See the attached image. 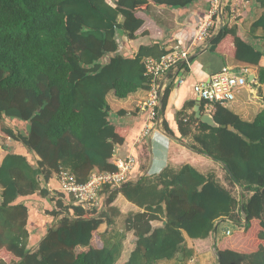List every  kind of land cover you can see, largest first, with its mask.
Returning a JSON list of instances; mask_svg holds the SVG:
<instances>
[{
	"label": "trees",
	"instance_id": "16d2710c",
	"mask_svg": "<svg viewBox=\"0 0 264 264\" xmlns=\"http://www.w3.org/2000/svg\"><path fill=\"white\" fill-rule=\"evenodd\" d=\"M201 1L0 0V264H118L128 233L134 248L122 264H157L173 259L187 239L208 241L227 221L241 231L216 241L217 264H264V110L244 122L214 104L218 128L187 110L177 114L175 132L162 122L167 136L215 162L207 174L185 164L141 176L147 163L140 160L149 159L144 142L127 180L102 187V207L85 209L56 186L62 172L84 184L93 171H118L115 154L131 131L113 123L106 97L149 90L144 60L170 52L156 41L134 54L123 39L162 34L151 6L188 11ZM230 1L209 50L256 67L264 85V0H244L233 25ZM255 11L250 31L263 36L252 40L239 35L238 23ZM169 95L167 87L159 118ZM118 195L139 211L120 218L113 206ZM115 222H122V233L110 236Z\"/></svg>",
	"mask_w": 264,
	"mask_h": 264
},
{
	"label": "crops",
	"instance_id": "0c3cea01",
	"mask_svg": "<svg viewBox=\"0 0 264 264\" xmlns=\"http://www.w3.org/2000/svg\"><path fill=\"white\" fill-rule=\"evenodd\" d=\"M204 1L207 2V0H202L201 3L196 4L188 11L168 10L151 6L149 14L161 26L163 31L162 34L159 36L138 38L135 41L129 42L125 38L123 39V48L129 49V51L134 54L137 52L140 45H150L156 41L164 43L166 51L171 52L178 47L182 50H188L189 53L188 59L190 68L181 74L184 78L182 85L178 86L175 84L176 71L174 70L168 73V75H164L157 79L158 86L162 91L167 87L170 88V95L164 113L159 118L160 122L157 124L151 123L149 125L150 129L148 134H143V130L147 119V112L144 106L149 100V90H138L136 93L124 99L117 98L114 92L111 91L106 97L113 123L121 126H128L131 131L128 141L116 151L115 157L117 159H123L130 154L137 155L138 157L142 156L141 149L144 147V142L147 143L149 159L146 161L143 156L142 158L140 157V163L142 165L147 163V169L140 173L141 176L146 174L156 175L166 167L178 169L185 164L193 166L202 174H207L210 170L216 168V164L210 167L209 163L207 164L202 158H198L199 160H196L197 158L195 159V162L199 163L197 164L198 166L195 164L192 165L190 160L193 159L189 157L191 150L184 146L186 144L182 143V141L186 140L183 139L179 141L167 136L162 128V122L165 120L169 127L173 131H176L177 114L184 110H187V115H190L192 112L194 113L193 109L198 101L193 91L194 85L207 83L210 76L219 72L224 66L246 68L247 85L237 92L232 102L222 105V107L238 116L244 122H252L255 117L264 110V85L259 83L257 68L237 63L227 53L216 54L209 50L210 39L223 27L225 24L224 18L221 24L215 26L205 43L195 44L193 46L192 42L197 28V22L201 20L200 18L207 11V3ZM228 2L229 0H222L223 7ZM246 4L247 3H243V7H247ZM259 13V11H255L253 14H250V18L238 23L240 36H249L248 38L252 40L253 37L260 38L263 36L261 30H257L255 33H251L250 31V25L257 18ZM238 15L239 12L237 16ZM237 16H235V20L229 19V25L237 24ZM146 28L152 31V26L150 24H147ZM260 65L264 66V58L261 60ZM191 103L193 104L192 108L188 109ZM204 109L205 112L201 111L202 113H211L214 107L209 108L204 106ZM4 145L9 148H14L15 146L12 141H7ZM3 155V150L0 147V161ZM195 155L198 157L200 154L195 153ZM95 172L97 171H93L92 173ZM56 186H59V183H57ZM129 205L133 208L131 207V209H128ZM35 206L40 207L41 205L35 203ZM113 206L119 210L120 218H124L125 215L139 211L138 208L128 203L121 195L117 196ZM221 224L222 223L218 225L216 232L211 234L208 241H191L187 239L182 249H180L173 259L161 261L157 264H190L193 260L199 261V264H217V256L212 253V250L217 241V231ZM117 227L118 230H116ZM122 227L123 226L119 227L117 222H115L113 230L109 233L110 236L122 233ZM224 230L221 232L220 236H222ZM126 236L127 242L129 240L130 242L127 246L125 245L127 242H123L118 264L124 263L134 248L132 234L128 233ZM125 252L126 254L124 255ZM213 256L215 257L214 262L212 260Z\"/></svg>",
	"mask_w": 264,
	"mask_h": 264
},
{
	"label": "built area",
	"instance_id": "2783aa9c",
	"mask_svg": "<svg viewBox=\"0 0 264 264\" xmlns=\"http://www.w3.org/2000/svg\"><path fill=\"white\" fill-rule=\"evenodd\" d=\"M238 1L239 0L230 1V19L232 20H235V16L239 11ZM241 1L244 3V0ZM220 2L221 0H209V7L205 13V17L197 25L192 42L193 46L195 44L198 45L205 43L215 26L223 22L220 19L223 4L220 7ZM188 54V50H182L177 47L173 51L162 56L159 60H144L145 74L150 77V81L149 100L144 106V109L147 112V119L143 134H148L150 129L149 125L151 123L157 124L160 122L158 109L160 108L163 91L158 86L157 79L164 75H168V73L174 70L176 71L175 84L178 86L182 85L184 78L181 74L190 68ZM180 63L184 64V67L178 66ZM246 76V68L224 66L219 72L211 75L207 83L195 84L193 91L198 101L204 102L206 107L213 108L214 104L222 106L232 102L235 99L237 92L247 85ZM135 166V156L132 154L127 155L124 159H117L116 167L118 171L116 173H92L88 181L84 184H77L70 173L62 172L57 178L59 190L71 195L76 203L85 209L102 207L103 202L100 198L102 187L105 185L113 188L119 187L127 180ZM226 223L233 224L230 221H227ZM223 233L229 236L231 231L229 228H225Z\"/></svg>",
	"mask_w": 264,
	"mask_h": 264
},
{
	"label": "rangeland",
	"instance_id": "374dc122",
	"mask_svg": "<svg viewBox=\"0 0 264 264\" xmlns=\"http://www.w3.org/2000/svg\"><path fill=\"white\" fill-rule=\"evenodd\" d=\"M238 3V9H239V15L237 16V14H238V12H237V14H236V16H237V18L240 16V14H241V10L244 8V7H242L243 6V3H242V1L240 0V1H238L237 2ZM236 8V7H235ZM186 142V141H185ZM185 142L183 141L182 143H184L185 144ZM173 150V149H172ZM141 151H142V149H141ZM144 152H145V150H144ZM191 153H190V158H192L193 160H190L192 163V165L193 164H195V165H197V164H199V163H197V162H195V159L196 160H199L198 158H202V160H204V161H206L207 162V164L209 163V166L211 167L213 164H215V162L214 161H212L211 159H209L208 157H205V156H203V155H199L198 157L195 155V153L194 152H192V151H190ZM143 158H146V156H143ZM198 166V165H197ZM209 166H207V167H209ZM205 170H207V169H205ZM239 190V189H238ZM234 193H235V195L236 196H238V191L236 190V191H234ZM131 205H129V208L128 209H131ZM133 208V207H132ZM120 219H118L117 221H119ZM117 225L119 226V227H121V225H122V222H118L117 223ZM225 228H229L230 229V231H231V233L233 234V233H237V232H239V231H241V228H239L237 225H235V224H230V223H222L220 226H219V229H218V231H217V236H216V239H217V241H219L220 239H221V232L225 229ZM116 230H118V227L116 228ZM223 235V234H222ZM212 239H213V237H212ZM125 242H127V239L125 240ZM129 242H130V240L125 244L126 246L129 244ZM211 249H212V247H211ZM211 249H210V251H211ZM212 253H214L215 254V249H213L212 250ZM126 254V252L124 253V255ZM213 262H214V260H215V257L213 256ZM190 264H199V261H197V260H193ZM207 264H209V263H207Z\"/></svg>",
	"mask_w": 264,
	"mask_h": 264
},
{
	"label": "water",
	"instance_id": "95a60500",
	"mask_svg": "<svg viewBox=\"0 0 264 264\" xmlns=\"http://www.w3.org/2000/svg\"><path fill=\"white\" fill-rule=\"evenodd\" d=\"M222 6V0H221V2H220V7ZM220 19L221 20H223V17H222V15L220 14ZM214 37V36H213ZM213 37L210 39V41L213 39ZM210 43V42H209ZM200 105H201V102L200 101H197L196 102V105H195V107H194V109H193V111H194V115H195V118L197 119V120H199L201 123H203V124H205V125H207V126H209V127H211V128H218L219 127V125L214 121V119H213V116H212V114L211 113H202L201 112V110H200ZM160 106H161V104H160ZM227 129L230 131V132H236L235 131V129L232 127V126H228L227 127ZM187 149H189L188 147H187V145H184ZM189 150H191V149H189ZM193 152H195V151H193ZM197 153V152H196ZM219 258L217 257V260H218Z\"/></svg>",
	"mask_w": 264,
	"mask_h": 264
}]
</instances>
